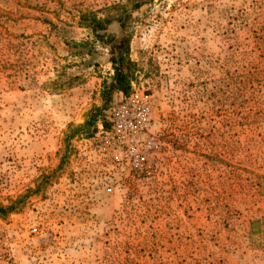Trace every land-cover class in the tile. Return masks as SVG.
I'll return each instance as SVG.
<instances>
[{
	"label": "rangeland",
	"instance_id": "rangeland-1",
	"mask_svg": "<svg viewBox=\"0 0 264 264\" xmlns=\"http://www.w3.org/2000/svg\"><path fill=\"white\" fill-rule=\"evenodd\" d=\"M140 3L0 0V264H264V0ZM123 10L141 167L70 128L113 72L80 14Z\"/></svg>",
	"mask_w": 264,
	"mask_h": 264
},
{
	"label": "trees",
	"instance_id": "trees-1",
	"mask_svg": "<svg viewBox=\"0 0 264 264\" xmlns=\"http://www.w3.org/2000/svg\"><path fill=\"white\" fill-rule=\"evenodd\" d=\"M132 3V7L134 8H137L141 4L140 0H132ZM128 18L129 13L124 10L123 13H119L113 18H99L95 15L87 16V14H80V20L83 19L84 26L88 27L94 36L107 48L106 60L110 63L113 72L108 81L102 82L100 104L93 107L81 125L70 127L73 131L85 128L87 136H93V123L96 119H99L102 131L108 130L110 123L107 119V112L114 102V94L119 93L122 97H125L131 92V81L135 79L136 65L128 57L130 37V24L127 23ZM112 27L116 28V34H112L111 36L110 28ZM90 129L91 132H89ZM12 210H14L13 202L8 205L0 203V218H4Z\"/></svg>",
	"mask_w": 264,
	"mask_h": 264
},
{
	"label": "built area",
	"instance_id": "built-area-1",
	"mask_svg": "<svg viewBox=\"0 0 264 264\" xmlns=\"http://www.w3.org/2000/svg\"><path fill=\"white\" fill-rule=\"evenodd\" d=\"M152 97L147 93L129 94L114 101L107 112L110 127L107 131L116 151L133 164L141 167L152 148L147 126L152 114ZM109 191V188H106Z\"/></svg>",
	"mask_w": 264,
	"mask_h": 264
}]
</instances>
